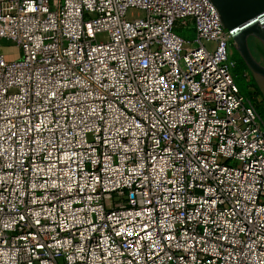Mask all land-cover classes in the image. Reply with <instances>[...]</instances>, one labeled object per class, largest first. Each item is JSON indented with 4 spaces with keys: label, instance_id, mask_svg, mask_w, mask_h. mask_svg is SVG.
I'll use <instances>...</instances> for the list:
<instances>
[{
    "label": "built area",
    "instance_id": "built-area-1",
    "mask_svg": "<svg viewBox=\"0 0 264 264\" xmlns=\"http://www.w3.org/2000/svg\"><path fill=\"white\" fill-rule=\"evenodd\" d=\"M232 42L211 0H0V264H264Z\"/></svg>",
    "mask_w": 264,
    "mask_h": 264
},
{
    "label": "water",
    "instance_id": "water-1",
    "mask_svg": "<svg viewBox=\"0 0 264 264\" xmlns=\"http://www.w3.org/2000/svg\"><path fill=\"white\" fill-rule=\"evenodd\" d=\"M217 7L224 26L251 68L258 70L250 61V52L246 45L248 35L260 38L264 44V0H211ZM260 70V71H259ZM264 75V69H259Z\"/></svg>",
    "mask_w": 264,
    "mask_h": 264
},
{
    "label": "rangeland",
    "instance_id": "rangeland-1",
    "mask_svg": "<svg viewBox=\"0 0 264 264\" xmlns=\"http://www.w3.org/2000/svg\"><path fill=\"white\" fill-rule=\"evenodd\" d=\"M143 15L144 11L139 8H131L127 12V18L130 20L141 18ZM195 37L196 34L194 32H191L185 36V38L190 41H194ZM234 43L235 42L233 40L232 44ZM11 45L12 44L10 43H4L5 47L3 51L8 59L17 58L19 56L18 50L14 49ZM209 46H211V44H209ZM231 52L233 51L231 50ZM250 58V61H252L253 65L256 66L258 70L264 69V44L262 42L258 40H252ZM243 63V66L240 67L241 69L236 66L233 70L237 85L242 90L241 92H243V95L247 96L248 92L251 93V99L253 100L261 115L264 116V75L258 72V70H256L254 67L251 68V66H249L251 64H248L245 61ZM241 77L246 80V83L250 84L248 88H245V82L240 80ZM252 83L253 85H251ZM246 89H248V91Z\"/></svg>",
    "mask_w": 264,
    "mask_h": 264
},
{
    "label": "flooded vegetation",
    "instance_id": "flooded-vegetation-1",
    "mask_svg": "<svg viewBox=\"0 0 264 264\" xmlns=\"http://www.w3.org/2000/svg\"><path fill=\"white\" fill-rule=\"evenodd\" d=\"M252 40H258V41L262 42L260 40V38L257 37V36L248 35L247 38H246V45H247V48L249 49V52H251V42H252ZM231 48H232L231 50L233 51L232 52V57L233 58L236 57V56H239V57H241L243 59V61L247 62L246 59L244 58L242 52L240 51V49L238 47V44H236V43L232 44Z\"/></svg>",
    "mask_w": 264,
    "mask_h": 264
},
{
    "label": "trees",
    "instance_id": "trees-1",
    "mask_svg": "<svg viewBox=\"0 0 264 264\" xmlns=\"http://www.w3.org/2000/svg\"><path fill=\"white\" fill-rule=\"evenodd\" d=\"M233 60L235 61V67L237 66L239 69H241L240 67L243 66V64H244V63H243V62H244L243 59H242L241 57H239V56H236V57L233 58ZM235 67H234V69H235ZM236 69H237V68H236ZM237 70H238V69H237ZM242 70H243V69H242ZM242 72H243V71H242ZM240 80H243L244 82L246 81V80H244V78H242V77H241ZM244 84L246 85L245 88H248V86L250 85L249 83H246V82H245ZM251 85H253V83H252ZM240 90H241V89H240ZM246 90L248 91V89H246ZM241 91H242V90H241ZM242 93H243V92H242ZM247 96L251 99V97H250V96H251V93L248 92ZM251 101L253 102L252 99H251ZM253 103H254V102H253ZM256 108H257V107H256ZM257 110H258V109H257ZM258 112H259V110H258ZM259 113H260V112H259ZM260 115H261V113H260ZM261 118H262V120L264 121V116L261 115Z\"/></svg>",
    "mask_w": 264,
    "mask_h": 264
}]
</instances>
